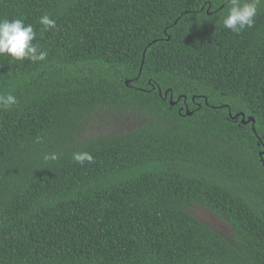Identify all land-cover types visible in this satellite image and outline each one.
Masks as SVG:
<instances>
[{
    "label": "trees",
    "instance_id": "1",
    "mask_svg": "<svg viewBox=\"0 0 264 264\" xmlns=\"http://www.w3.org/2000/svg\"><path fill=\"white\" fill-rule=\"evenodd\" d=\"M226 13L225 0H0L48 53L0 56V95L18 101L0 107V264H264V6L239 34ZM101 112L143 120L87 135ZM85 151L93 163L73 160Z\"/></svg>",
    "mask_w": 264,
    "mask_h": 264
},
{
    "label": "clouds",
    "instance_id": "2",
    "mask_svg": "<svg viewBox=\"0 0 264 264\" xmlns=\"http://www.w3.org/2000/svg\"><path fill=\"white\" fill-rule=\"evenodd\" d=\"M225 3L227 13L222 18V24L236 34H239L245 28H251L254 25L258 9L264 6V0H225ZM39 23L43 25L42 31H48L56 27V21L47 14L40 17ZM35 39L36 32L33 26L25 24L23 19H0V56L8 55L17 61L25 59L32 62L45 61L48 53L42 51L38 44L33 43ZM17 103V98L10 93L0 95V107L4 109H9ZM72 158L81 165L85 162L89 164L94 162L93 155L86 151L75 152ZM45 159L56 160L58 154L51 153L46 155Z\"/></svg>",
    "mask_w": 264,
    "mask_h": 264
},
{
    "label": "rangeland",
    "instance_id": "3",
    "mask_svg": "<svg viewBox=\"0 0 264 264\" xmlns=\"http://www.w3.org/2000/svg\"><path fill=\"white\" fill-rule=\"evenodd\" d=\"M142 120V116H135L129 113L114 114L111 112H101L94 115L92 124L89 126V128H87L85 133L87 135H96L99 132H107L111 130L128 131L134 126L140 124ZM188 210L191 214H193L221 234L229 236V234L232 232L231 227L223 220L215 216L209 209H206L199 205H193L189 207Z\"/></svg>",
    "mask_w": 264,
    "mask_h": 264
},
{
    "label": "water",
    "instance_id": "4",
    "mask_svg": "<svg viewBox=\"0 0 264 264\" xmlns=\"http://www.w3.org/2000/svg\"><path fill=\"white\" fill-rule=\"evenodd\" d=\"M126 84H127V82H126ZM175 103V101H172V99H170V104L171 105H173ZM185 114H191V112L187 109L186 111H185ZM229 115L232 117V118H237L238 116H239V114L237 113V114H235L234 116H232L231 115V113H229ZM241 116H242V118H241V123L242 124H244V123H247V122H251L252 123V130L254 131V133H256L255 132V130H254V127H253V122H254V118L252 117V116H249L248 118H244V115L243 114H241ZM262 146H263V148H264V144H262ZM260 155L262 156H264V149L260 152Z\"/></svg>",
    "mask_w": 264,
    "mask_h": 264
},
{
    "label": "flooded vegetation",
    "instance_id": "5",
    "mask_svg": "<svg viewBox=\"0 0 264 264\" xmlns=\"http://www.w3.org/2000/svg\"><path fill=\"white\" fill-rule=\"evenodd\" d=\"M181 109V108H180ZM180 109H179V111H180ZM261 157V161L263 162V156H260Z\"/></svg>",
    "mask_w": 264,
    "mask_h": 264
}]
</instances>
